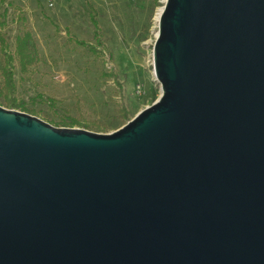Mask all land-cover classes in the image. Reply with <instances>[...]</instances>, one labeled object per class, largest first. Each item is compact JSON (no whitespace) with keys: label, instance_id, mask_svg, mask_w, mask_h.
<instances>
[{"label":"water","instance_id":"1","mask_svg":"<svg viewBox=\"0 0 264 264\" xmlns=\"http://www.w3.org/2000/svg\"><path fill=\"white\" fill-rule=\"evenodd\" d=\"M153 70L109 134L0 105V264H264V0H165Z\"/></svg>","mask_w":264,"mask_h":264},{"label":"rangeland","instance_id":"2","mask_svg":"<svg viewBox=\"0 0 264 264\" xmlns=\"http://www.w3.org/2000/svg\"><path fill=\"white\" fill-rule=\"evenodd\" d=\"M165 0H0V105L57 128L112 133L161 94L153 70L156 19ZM30 32L39 61L21 71L16 39ZM3 45L14 55L15 94L5 99ZM127 113V118L123 117Z\"/></svg>","mask_w":264,"mask_h":264},{"label":"trees","instance_id":"3","mask_svg":"<svg viewBox=\"0 0 264 264\" xmlns=\"http://www.w3.org/2000/svg\"><path fill=\"white\" fill-rule=\"evenodd\" d=\"M2 19L0 8V20ZM3 21H0V27ZM4 64L2 66V77L4 81L5 99L9 107L22 109L27 111L25 102L18 101L13 97L15 94V77H14V55L9 52L8 46L3 45ZM15 55L17 56L21 71L26 73L29 68L34 66L39 61V55L35 44L33 43V36L30 32H25L16 39ZM127 118V113L123 114Z\"/></svg>","mask_w":264,"mask_h":264},{"label":"bare ground","instance_id":"4","mask_svg":"<svg viewBox=\"0 0 264 264\" xmlns=\"http://www.w3.org/2000/svg\"><path fill=\"white\" fill-rule=\"evenodd\" d=\"M161 11H162V7L157 12V16H156L157 21H158V18H159V15H160Z\"/></svg>","mask_w":264,"mask_h":264}]
</instances>
